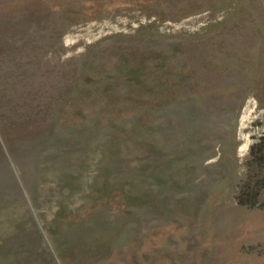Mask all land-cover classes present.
<instances>
[{
  "label": "rangeland",
  "instance_id": "rangeland-1",
  "mask_svg": "<svg viewBox=\"0 0 264 264\" xmlns=\"http://www.w3.org/2000/svg\"><path fill=\"white\" fill-rule=\"evenodd\" d=\"M0 264H264V0H0Z\"/></svg>",
  "mask_w": 264,
  "mask_h": 264
},
{
  "label": "trees",
  "instance_id": "trees-1",
  "mask_svg": "<svg viewBox=\"0 0 264 264\" xmlns=\"http://www.w3.org/2000/svg\"><path fill=\"white\" fill-rule=\"evenodd\" d=\"M239 202L244 205L256 206L258 201V193L246 192L238 195Z\"/></svg>",
  "mask_w": 264,
  "mask_h": 264
}]
</instances>
